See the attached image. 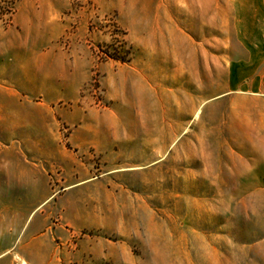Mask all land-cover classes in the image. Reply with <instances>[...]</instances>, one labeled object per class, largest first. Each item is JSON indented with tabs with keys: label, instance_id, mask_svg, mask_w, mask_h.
Here are the masks:
<instances>
[{
	"label": "rangeland",
	"instance_id": "obj_1",
	"mask_svg": "<svg viewBox=\"0 0 264 264\" xmlns=\"http://www.w3.org/2000/svg\"><path fill=\"white\" fill-rule=\"evenodd\" d=\"M170 1L0 0V59L29 58L22 81L7 72L27 103L7 98V155L27 157L9 170L28 194L0 197V264H264V244L234 241L227 194L197 179L234 21L180 20Z\"/></svg>",
	"mask_w": 264,
	"mask_h": 264
},
{
	"label": "crops",
	"instance_id": "obj_2",
	"mask_svg": "<svg viewBox=\"0 0 264 264\" xmlns=\"http://www.w3.org/2000/svg\"><path fill=\"white\" fill-rule=\"evenodd\" d=\"M169 5L166 10L179 16L180 20L186 19L184 16L186 14L190 15L191 19L219 21L226 12L229 14L227 18L234 21L237 43L227 65L229 86L226 92L211 98L208 103L211 107L222 104L226 108V113L221 115L219 123L212 125L216 137L206 140V143L213 152L208 159H203L201 171L199 167L197 168V179L201 173L202 179L212 180V188L218 186L219 190L213 191L214 195L226 193L229 197L228 225L230 231L234 228V233L239 238L234 241L262 245L264 0H173ZM169 18L175 19L174 16ZM178 29L175 25L169 28L171 34L198 33L192 28L190 31L187 27L180 28V31ZM28 62L29 58L23 51L7 53V49L0 59V197H3V205L7 196V205L11 204L12 197H16L20 206H26L27 179L21 168L18 173H11L9 170L12 163L26 165L27 157L7 155L12 147L7 141V110L11 111V107L7 108V98L15 101V112L20 115L27 103L20 88L7 91V72L22 81L26 75ZM10 66V70L7 71ZM20 150L22 151L21 146ZM8 210L10 209L7 208Z\"/></svg>",
	"mask_w": 264,
	"mask_h": 264
},
{
	"label": "trees",
	"instance_id": "obj_3",
	"mask_svg": "<svg viewBox=\"0 0 264 264\" xmlns=\"http://www.w3.org/2000/svg\"><path fill=\"white\" fill-rule=\"evenodd\" d=\"M107 55H109L110 57L116 59V60H121V61H127L129 59H127L125 56L124 57H120L119 54L117 53V49H115V53L112 55H110V53H108V51L106 52Z\"/></svg>",
	"mask_w": 264,
	"mask_h": 264
}]
</instances>
